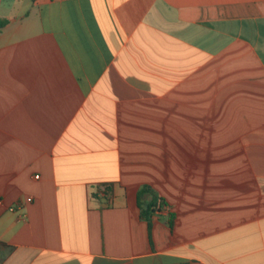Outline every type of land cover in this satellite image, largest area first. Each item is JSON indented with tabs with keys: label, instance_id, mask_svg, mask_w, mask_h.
<instances>
[{
	"label": "crops",
	"instance_id": "crops-1",
	"mask_svg": "<svg viewBox=\"0 0 264 264\" xmlns=\"http://www.w3.org/2000/svg\"><path fill=\"white\" fill-rule=\"evenodd\" d=\"M1 19L0 264H264V0Z\"/></svg>",
	"mask_w": 264,
	"mask_h": 264
},
{
	"label": "trees",
	"instance_id": "trees-1",
	"mask_svg": "<svg viewBox=\"0 0 264 264\" xmlns=\"http://www.w3.org/2000/svg\"><path fill=\"white\" fill-rule=\"evenodd\" d=\"M6 24H7V21L6 20H0V31L6 26ZM142 194H151V195H153L152 194V192L150 191V190H148L147 188H144L143 189V192H142ZM140 206H142L141 204H140ZM150 208V206H147L146 207V209H143V207H141V209H142V213H141V216H142V218H144V219H146V220H149V214H148V209Z\"/></svg>",
	"mask_w": 264,
	"mask_h": 264
},
{
	"label": "built area",
	"instance_id": "built-area-1",
	"mask_svg": "<svg viewBox=\"0 0 264 264\" xmlns=\"http://www.w3.org/2000/svg\"><path fill=\"white\" fill-rule=\"evenodd\" d=\"M10 210H11V211H13V210H14V208H10Z\"/></svg>",
	"mask_w": 264,
	"mask_h": 264
}]
</instances>
